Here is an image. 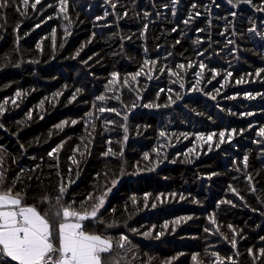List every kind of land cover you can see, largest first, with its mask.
Returning a JSON list of instances; mask_svg holds the SVG:
<instances>
[{"label":"trees","instance_id":"1","mask_svg":"<svg viewBox=\"0 0 264 264\" xmlns=\"http://www.w3.org/2000/svg\"><path fill=\"white\" fill-rule=\"evenodd\" d=\"M33 3L0 9V191L42 215L57 197L84 212L120 180L101 222H83L113 241L106 262L220 264L216 253L223 264H264V0H68L66 13L59 0Z\"/></svg>","mask_w":264,"mask_h":264},{"label":"snow or ice","instance_id":"2","mask_svg":"<svg viewBox=\"0 0 264 264\" xmlns=\"http://www.w3.org/2000/svg\"><path fill=\"white\" fill-rule=\"evenodd\" d=\"M9 0H2L0 2V9L8 6ZM41 0H35V3L31 4L33 9L36 8V5L39 4ZM229 3H232V0H228ZM237 3H250L251 0H236ZM25 7L28 6V0H24ZM68 0H59V11L62 13L67 12ZM195 7V5H193ZM264 11V8L259 9ZM147 15V13L145 14ZM233 15H235L233 13ZM65 19L67 17L65 16ZM97 19H100L99 17ZM189 23V20H185V24ZM39 25H37L38 27ZM19 27V25H17ZM146 27V26H145ZM254 29H249V31H253ZM176 31V29H173ZM199 31V30H198ZM198 43L199 41H195ZM179 43V41H177ZM231 43V41L229 42ZM39 48L40 45L38 44ZM155 65L156 61H145V65ZM178 68H183V65H177ZM191 67V65H189ZM205 66L201 64V69L203 70ZM160 71H164L165 69L161 68ZM142 71V70H141ZM215 72V70H212ZM264 71L262 69L257 70V75ZM141 72H137L132 76V79L135 80L137 76H139ZM203 73L197 72V76H201ZM218 75V73H216ZM112 80L109 83H115L117 73L113 72ZM172 75H176L175 72ZM229 76L231 73L228 74ZM243 79L238 80L237 83H244ZM199 83V81H197ZM80 90L77 89V92ZM22 94L17 92L15 97L18 98ZM60 93H57L56 96H59ZM159 95V94H158ZM249 99H253L254 97L251 94H247ZM262 95V94H257ZM16 98L12 99L13 105L16 104ZM76 98L75 94L72 99ZM179 98V97H178ZM214 98V97H213ZM98 100H104V96L101 95L97 97ZM7 103V101H5ZM44 102L41 101L40 107H43ZM145 107H153L152 104L144 105ZM135 107V105H133ZM104 109H101L103 111ZM110 111H114V109H109ZM4 111V105L0 104V114ZM119 114V113H117ZM31 111L28 113V118H31ZM89 115H91L89 113ZM242 115H252V113H243ZM17 123L22 124L23 121H18ZM66 122H61L56 125L57 128H63ZM72 124L77 123L76 121H72ZM3 127V125H0ZM251 127V126H250ZM161 136L164 135L163 132L160 133ZM220 143L224 142V137L226 135L225 132H220ZM260 136H264V127H262L258 133ZM228 139L232 138L231 133L227 134ZM213 138V134H208L207 137L204 134H198L197 139L203 143H208L211 146V141ZM57 146V148L52 149L51 152L48 153L49 157H53L59 151L61 147ZM220 144L217 143L216 147H219ZM74 151H78L75 149ZM112 153V149L109 148L107 152L103 153L104 156ZM83 155V153H81ZM72 159L73 164H76L77 161L74 158ZM245 164L247 163V156L244 158ZM23 172V169L21 170ZM19 175L17 176V180H19ZM250 179V178H249ZM69 183H73V181H69ZM116 181L113 180L112 184L115 185ZM4 184V174L0 172V186ZM15 181L13 182V186ZM68 185L61 186L59 188V192L63 194ZM233 192L236 190L231 189ZM111 189H108L100 195L99 197L89 196V199H95L98 202L94 203L91 207V211H75L72 210L74 205L64 206L61 202V197H57V203L55 206H51L49 211L45 214H41L35 206H21L22 199L19 193L15 195L12 194V188H9L7 191H0V261H6L10 258L11 261L17 262V264H115L113 259H109L107 262L104 260V254H110L113 250V241L110 239L103 238L99 234H90L83 230V222L86 220H94L96 222L99 221L98 213L101 208L105 204V197ZM175 195V194H173ZM133 203H135V197L132 198ZM148 197L145 196V201H147ZM180 199H184L183 196ZM241 199H243L241 197ZM221 203H224L222 201ZM227 203H231V201H227ZM147 206V205H146ZM53 207L55 210L53 211ZM152 207H156L155 204ZM18 209V210H17ZM191 219V217H179L176 220L172 221V231L176 230V227L179 226L182 222ZM211 223H215L214 218H210ZM113 225H107V227H112ZM232 226L229 225V228ZM163 228H168V223L166 222L163 225ZM132 231H137L133 229ZM208 231V229H205ZM145 236H151L152 231L149 230L143 233ZM163 233H158L162 235ZM58 239V246H56L55 241ZM264 240V237H261ZM128 243V237L125 235H121L119 237V243L116 247L123 249L125 245ZM232 247L236 248L237 241L235 237H233L231 241ZM250 255H252V249H248ZM261 254L264 255V249H261ZM216 256V259L220 261V264H223L224 259L213 253ZM197 257L193 256V260H196ZM226 259L232 260V257H227ZM165 264H171V260L166 261ZM233 264L235 262L233 261Z\"/></svg>","mask_w":264,"mask_h":264},{"label":"rangeland","instance_id":"3","mask_svg":"<svg viewBox=\"0 0 264 264\" xmlns=\"http://www.w3.org/2000/svg\"><path fill=\"white\" fill-rule=\"evenodd\" d=\"M119 184H120V180H116L115 185L112 184V185L108 188V189H111V191H109L108 194H107V196L105 197V204H104L103 207L106 206L107 202L109 201V199L111 198V196L115 193V191H116L117 187L119 186ZM108 189H106L105 191H107ZM105 191H104V192H105ZM104 192H103V193H104ZM103 193H102L101 195H103ZM103 207H102V208H103Z\"/></svg>","mask_w":264,"mask_h":264},{"label":"crops","instance_id":"4","mask_svg":"<svg viewBox=\"0 0 264 264\" xmlns=\"http://www.w3.org/2000/svg\"><path fill=\"white\" fill-rule=\"evenodd\" d=\"M22 206V205H21ZM18 210V209H17Z\"/></svg>","mask_w":264,"mask_h":264}]
</instances>
